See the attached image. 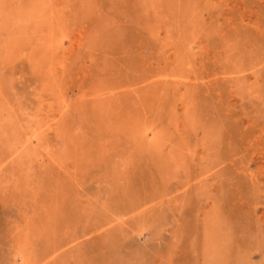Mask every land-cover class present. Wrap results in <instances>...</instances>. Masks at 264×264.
<instances>
[{"label": "rangeland", "instance_id": "374dc122", "mask_svg": "<svg viewBox=\"0 0 264 264\" xmlns=\"http://www.w3.org/2000/svg\"><path fill=\"white\" fill-rule=\"evenodd\" d=\"M0 264H264V0H0Z\"/></svg>", "mask_w": 264, "mask_h": 264}]
</instances>
